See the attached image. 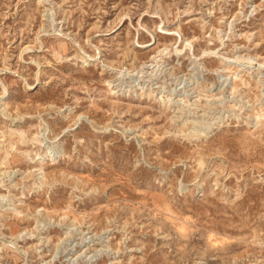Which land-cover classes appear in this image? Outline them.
Listing matches in <instances>:
<instances>
[{"label": "rangeland", "instance_id": "rangeland-1", "mask_svg": "<svg viewBox=\"0 0 264 264\" xmlns=\"http://www.w3.org/2000/svg\"><path fill=\"white\" fill-rule=\"evenodd\" d=\"M263 64L264 0H0V264H264Z\"/></svg>", "mask_w": 264, "mask_h": 264}, {"label": "bare ground", "instance_id": "bare-ground-1", "mask_svg": "<svg viewBox=\"0 0 264 264\" xmlns=\"http://www.w3.org/2000/svg\"><path fill=\"white\" fill-rule=\"evenodd\" d=\"M248 62H249V61H248ZM244 64H247V63H244ZM244 64H243V65H244ZM249 64H251V65H252L253 63H249ZM243 65H240V67H239L238 71H242V70H244V69H243ZM263 65H264V64H263Z\"/></svg>", "mask_w": 264, "mask_h": 264}]
</instances>
